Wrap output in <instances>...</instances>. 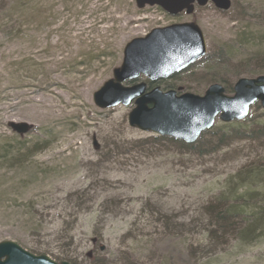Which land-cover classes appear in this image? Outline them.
I'll return each mask as SVG.
<instances>
[{"label": "rangeland", "instance_id": "1", "mask_svg": "<svg viewBox=\"0 0 264 264\" xmlns=\"http://www.w3.org/2000/svg\"><path fill=\"white\" fill-rule=\"evenodd\" d=\"M230 3L171 16L134 0H0V242L56 263L264 264L259 104L186 147L129 127L133 103L99 109L92 98L128 42L189 22L205 58L152 87L202 96L219 84L232 96L238 79L259 76L237 72L264 59V0Z\"/></svg>", "mask_w": 264, "mask_h": 264}, {"label": "water", "instance_id": "2", "mask_svg": "<svg viewBox=\"0 0 264 264\" xmlns=\"http://www.w3.org/2000/svg\"><path fill=\"white\" fill-rule=\"evenodd\" d=\"M138 9L157 6L171 16L184 12L191 15L195 5L213 7L226 12L230 0H134ZM206 55V44L200 28L190 22L172 24L151 30L143 38L133 39L123 48L120 67L112 71V78L93 94L99 109L118 105L134 107L127 116L128 126L139 131L166 137L191 145L200 135L211 129L216 118L223 123L243 121L250 108L259 103L264 109V76L240 78L233 87V95L224 94L219 84L210 85L202 96L159 87L147 90L146 83H132L140 77L149 84L169 79ZM132 83L124 86L125 83ZM20 135L27 132L26 124L11 125ZM0 264H69L56 263L44 255L31 254L12 242H0Z\"/></svg>", "mask_w": 264, "mask_h": 264}, {"label": "trees", "instance_id": "3", "mask_svg": "<svg viewBox=\"0 0 264 264\" xmlns=\"http://www.w3.org/2000/svg\"><path fill=\"white\" fill-rule=\"evenodd\" d=\"M243 36H238V38H237V42L238 43H240V44H242L243 46L244 45H246V44H248V42H246L245 40H243V38H242ZM241 47V46H240ZM260 58L261 57H255L254 59H252V60H254V61H257L258 62V66H256V67H254L253 69H250V70H248V72H241V71H239V72H237V75H241V74H243L244 73V75H261V74H264V64L262 65V66H260L259 65V63H261V61L262 62H264V59H261L260 60ZM203 60V59H202ZM202 60H200L198 63H200ZM193 67H195V65L194 66H191L190 68H188L186 71H189V70H191ZM186 71H184V72H186ZM176 76V75H175ZM174 77V76H173ZM216 82V81H215ZM222 83H225V82H222ZM226 91V90H225ZM231 90H229V92H230ZM183 145V144H182ZM183 146H186V144H184ZM186 147H188V146H186ZM190 147V146H189ZM224 213H226L227 215L230 213V208H228V210H224ZM226 214H224L225 216H226ZM217 225L219 226V227H221V228H223V225L221 224V223H217ZM92 264H104V261H99V262H95V263H92Z\"/></svg>", "mask_w": 264, "mask_h": 264}, {"label": "bare ground", "instance_id": "4", "mask_svg": "<svg viewBox=\"0 0 264 264\" xmlns=\"http://www.w3.org/2000/svg\"><path fill=\"white\" fill-rule=\"evenodd\" d=\"M63 1H64V0H63ZM52 108H53V107H51V106H47V107L45 108L46 113H47V114L50 113Z\"/></svg>", "mask_w": 264, "mask_h": 264}, {"label": "flooded vegetation", "instance_id": "5", "mask_svg": "<svg viewBox=\"0 0 264 264\" xmlns=\"http://www.w3.org/2000/svg\"><path fill=\"white\" fill-rule=\"evenodd\" d=\"M146 83V82H145ZM154 84H149V82L146 83L147 90L151 89Z\"/></svg>", "mask_w": 264, "mask_h": 264}]
</instances>
